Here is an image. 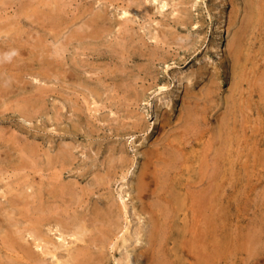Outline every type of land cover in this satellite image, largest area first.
<instances>
[{
    "label": "rangeland",
    "instance_id": "374dc122",
    "mask_svg": "<svg viewBox=\"0 0 264 264\" xmlns=\"http://www.w3.org/2000/svg\"><path fill=\"white\" fill-rule=\"evenodd\" d=\"M263 11L264 0H0V263L264 264ZM56 150L72 200L49 199ZM36 192L75 220L41 221L38 246Z\"/></svg>",
    "mask_w": 264,
    "mask_h": 264
},
{
    "label": "bare ground",
    "instance_id": "6f19581e",
    "mask_svg": "<svg viewBox=\"0 0 264 264\" xmlns=\"http://www.w3.org/2000/svg\"><path fill=\"white\" fill-rule=\"evenodd\" d=\"M262 6V5H261ZM260 6V7H261ZM254 9V8H253ZM263 9V8H262ZM255 10V9H254ZM249 12V11H248ZM264 12V11H263ZM258 13V12H257ZM246 15V14H245ZM263 16V15H262ZM247 17H251L252 18V16H247ZM249 20V19H248ZM243 24V23H242ZM245 24V23H244ZM250 26V25H249ZM241 28H242V26H241ZM243 29V28H242ZM87 30V29H86ZM237 30V29H236ZM246 30V29H245ZM245 30H243V32H245ZM240 32V31H239ZM238 32V33H239ZM244 34V33H243ZM218 35V34H217ZM216 35V37H218ZM241 35V34H240ZM243 36V35H242ZM249 36V35H248ZM126 37V36H125ZM94 38V37H93ZM132 38V37H131ZM241 39V38H240ZM247 39V38H246ZM163 40H164V38H163ZM233 40V39H232ZM242 40V39H241ZM247 41V40H246ZM127 42V41H126ZM233 42V41H232ZM247 43V42H246ZM118 45V44H117ZM234 45V44H233ZM238 45V44H237ZM244 45V44H243ZM114 46H115V44H114ZM116 47V46H115ZM239 47V46H238ZM86 48V47H85ZM231 48V47H230ZM39 49H40V47H39ZM127 49V48H126ZM133 49V48H132ZM250 49V48H249ZM109 50V49H108ZM128 51V50H127ZM236 51V50H235ZM239 51V50H238ZM242 51V50H241ZM58 52V51H57ZM84 52V51H83ZM109 52V51H108ZM244 52V51H243ZM248 53H249V51H247ZM93 53V52H92ZM57 54V53H56ZM235 54V53H234ZM233 54V55H234ZM89 55V54H88ZM235 55H237V52H236V54ZM239 55V54H238ZM252 55V54H251ZM98 56V55H97ZM244 56H247V55H244ZM133 57V56H132ZM240 57H241V55H240ZM121 58V57H120ZM145 58V57H144ZM244 58V57H243ZM249 58V57H248ZM255 58V57H254ZM230 59V58H229ZM232 59H234V58H232ZM240 59V58H239ZM250 59V58H249ZM252 59V58H251ZM83 60V59H82ZM245 60V59H244ZM247 61V60H246ZM252 61V60H251ZM255 61H256V58H255ZM254 61V62H255ZM259 61V60H258ZM71 62V61H70ZM110 62V61H109ZM250 62V61H249ZM86 63V62H85ZM68 64H70V63H68ZM78 64V63H77ZM82 65V64H81ZM119 65V64H118ZM236 65H238V64H236ZM253 66H254V64H252ZM76 66V65H75ZM247 66V65H246ZM249 66L250 67H253V66H251L250 65V63H249ZM63 67V66H62ZM65 67H66V65H65ZM71 67V66H70ZM79 66H77L76 68H78ZM115 67V66H114ZM118 67V66H117ZM256 67V66H255ZM73 68V67H72ZM254 68V67H253ZM253 68H252V70H253ZM83 69V68H82ZM115 69V68H114ZM137 69H139V68H137ZM257 69V68H256ZM79 70V69H78ZM81 70V69H80ZM242 70H243V68H242ZM66 71V70H65ZM76 71V70H75ZM123 71V70H122ZM138 71V70H137ZM245 71V70H244ZM249 71V70H248ZM255 71V70H254ZM71 72V71H70ZM76 72H78V71H76ZM80 72V71H79ZM94 72V71H93ZM124 72V71H123ZM198 72V71H197ZM232 72V71H231ZM242 72V71H241ZM72 73H73V71H72ZM81 73V72H80ZM84 73V72H83ZM121 74V73H120ZM76 75V74H75ZM80 75V74H79ZM104 75V74H103ZM72 76V75H71ZM138 76V75H137ZM136 76V77H137ZM189 76V75H188ZM66 77V76H65ZM92 77H93V75H92ZM110 77H111V75H110ZM127 77V76H126ZM142 77V76H141ZM238 77V76H237ZM257 77V76H256ZM176 78V77H175ZM246 78V77H245ZM87 79V78H86ZM89 79V78H88ZM95 79V78H94ZM93 79V80H94ZM120 79V78H119ZM53 80V79H52ZM134 81V80H133ZM190 81V80H189ZM240 81V80H239ZM113 84V83H112ZM131 84H133V83H131ZM125 86V85H124ZM207 86V85H206ZM211 86H212V84H211ZM88 87V86H87ZM131 87V86H130ZM185 87V86H184ZM254 87V86H253ZM256 87V86H255ZM81 88V87H80ZM96 88V87H95ZM98 88H99V86H98ZM239 88V87H238ZM87 89V88H86ZM91 89V88H90ZM100 89V88H99ZM113 89V88H112ZM130 89V88H129ZM88 90V89H87ZM131 90V89H130ZM133 90V89H132ZM183 90V89H182ZM215 90V89H214ZM242 90V89H241ZM231 91V90H230ZM239 91V90H238ZM46 92V91H45ZM85 92V91H84ZM94 92V91H93ZM130 92V91H129ZM205 92H209V90H207L206 89V91ZM246 92V91H245ZM248 92V91H247ZM264 92V91H263ZM131 93V92H130ZM230 93V92H229ZM238 93V92H237ZM38 94V93H37ZM36 94V95H37ZM75 94V93H74ZM132 94V93H131ZM231 94V93H230ZM65 95V94H64ZM78 95V94H77ZM94 95V94H93ZM206 95V94H205ZM208 95H210L209 93H208ZM260 95V94H259ZM45 96V95H44ZM89 96V95H88ZM87 96V97H88ZM128 96V95H127ZM132 96V95H131ZM240 96V95H239ZM262 96V95H261ZM69 97V96H68ZM71 97V96H70ZM206 97V96H205ZM212 97V96H211ZM133 98V97H132ZM132 98L130 99V97L128 98V100L130 99V100H132ZM198 98H199V96H198ZM65 99V98H64ZM134 99V98H133ZM193 99V98H192ZM204 99V98H203ZM203 99H201V100H203ZM126 100V99H125ZM129 100V101H130ZM135 100H138V99H135ZM200 100V101H201ZM205 100V99H204ZM203 100V101H204ZM109 101V100H108ZM139 101V100H138ZM189 101V100H188ZM190 101H192V100H190ZM114 102V101H113ZM120 102V101H119ZM136 102V101H135ZM195 102V101H194ZM208 102V101H207ZM233 101H231V103H232ZM237 102V101H236ZM133 103V102H132ZM204 103H205V101H204ZM76 105V104H75ZM196 105V104H195ZM206 105V104H205ZM230 105H234L233 103L232 104H230ZM167 106V105H166ZM192 106L193 105H191V107L190 108H192ZM197 106H198V104H197ZM209 106V105H208ZM168 107V106H167ZM184 107V106H183ZM188 107V108H189ZM204 107V106H203ZM233 107V106H232ZM189 108V109H190ZM200 108V107H199ZM189 109H187V110H189ZM195 109V108H194ZM226 109V108H225ZM185 110V109H184ZM198 110V109H197ZM201 110V109H200ZM204 110V109H203ZM202 110V111H203ZM55 111V110H54ZM133 111V110H132ZM186 111V110H185ZM193 111V110H192ZM195 111H196V109H195ZM181 112H183V109L181 110ZM187 112H190V111H187ZM187 112H186V114H187ZM199 112V111H198ZM198 112H190V114H192L193 116H197V114H195V113H198ZM236 112H237V110H236ZM82 113V112H81ZM165 113V112H164ZM200 113V112H199ZM195 114V115H194ZM201 114H204L203 112L201 113ZM207 114V113H206ZM236 114V113H235ZM166 115V114H165ZM183 115H185V114H183ZM191 115V116H192ZM230 115V114H229ZM157 116V115H156ZM200 116V114L198 115V117ZM201 116H203V115H201ZM139 117V116H138ZM164 117V116H163ZM167 117V116H166ZM227 117H228V115H227ZM157 118V117H156ZM160 118V117H159ZM168 118V117H167ZM183 118V117H182ZM208 118V117H207ZM206 118V119H207ZM93 119V118H92ZM142 119V118H141ZM154 119V118H153ZM162 119V118H161ZM185 119H188L187 117H185ZM195 119L197 120V118L195 117ZM199 119H201V118H199ZM204 119V118H203ZM219 119V118H218ZM129 120V119H128ZM164 120V119H163ZM182 120V119H181ZM189 120V119H188ZM220 120V119H219ZM131 121V120H130ZM157 121H158V119H157ZM162 121V120H161ZM165 121V120H164ZM227 121V119L225 120V122ZM241 121V120H240ZM141 122V121H140ZM190 122H192V119L190 118V120H189V123H187L188 124V126L189 127H191V125H190ZM195 122V121H194ZM218 122V121H217ZM224 122V121H223ZM222 122V123H223ZM164 123V122H163ZM181 123V122H180ZM198 123V122H197ZM203 123V122H202ZM240 124H241V122H239ZM138 124V123H137ZM152 124V123H151ZM158 124V123H157ZM179 124V123H178ZM221 124V123H220ZM234 124H235V122H234ZM237 124H238V122H237ZM139 125V124H138ZM146 125V124H145ZM148 125V124H147ZM161 125V124H160ZM181 125V124H180ZM197 125V124H196ZM222 125V124H221ZM224 125V124H223ZM226 125V124H225ZM185 126H186V124H185ZM187 126V127H188ZM200 126H203V124L202 125H200ZM227 126V125H226ZM231 126H233V125H231ZM239 126V125H238ZM237 126V127H238ZM228 127V126H227ZM226 127V128H227ZM230 127V126H229ZM148 128V127H147ZM166 128V127H165ZM177 128V127H176ZM203 128V127H202ZM222 128V127H221ZM133 129V128H132ZM182 129V128H181ZM211 129H212V127H211ZM228 129H231V128H228ZM137 130V129H136ZM162 130H163V128H162ZM162 130H161V132H162ZM177 130V129H176ZM196 130V129H195ZM221 129H218V131L217 132H219ZM225 130V129H224ZM239 130V129H238ZM157 131V130H156ZM175 131V130H174ZM173 131V132H174ZM183 131V130H182ZM196 131H198V130H196ZM222 131V130H221ZM221 131H220V133H221ZM161 132H160V134H161ZM187 132V131H186ZM212 132V131H211ZM215 132V131H214ZM28 133V132H27ZM169 133V132H168ZM168 133H165V135L166 134H168ZM175 133V132H174ZM180 133V132H179ZM194 133V132H193ZM213 133V132H212ZM225 133H226V131H225ZM171 134V133H170ZM169 134V135H170ZM173 134V133H172ZM186 134V133H185ZM219 133H217L216 135H218ZM229 134V133H228ZM232 134H234V133H232ZM116 135V134H115ZM162 135V134H161ZM178 135V134H177ZM176 135V136H177ZM215 135V136H216ZM230 135V134H229ZM180 136H181V134H180ZM185 136V135H184ZM183 136V137H184ZM191 136V135H190ZM225 136V138H226V134L224 135ZM224 136L222 137V140H223V138H224ZM231 136V135H230ZM234 136H236V135H234ZM166 137V136H165ZM182 137V136H181ZM180 137V138H181ZM182 137V138H183ZM232 137V136H231ZM169 138H172L171 137V135H170V137ZM181 138V139H182ZM187 138V137H186ZM195 138H197V137H195ZM229 138V137H228ZM24 139V138H23ZM188 139V138H187ZM200 139V138H199ZM198 139V140H199ZM218 139V138H217ZM177 140V139H176ZM182 140H184V139H182ZM215 140H216V138H215ZM227 140V139H226ZM234 140H237V137H236V139H234ZM175 141V140H174ZM173 141V142H174ZM178 141V140H177ZM187 141V140H186ZM220 141V140H219ZM231 141H233V140H231ZM230 142V141H229ZM234 142V141H233ZM22 143V142H21ZM159 143V142H158ZM220 143H221V141H220ZM238 143V142H237ZM236 143V145H238ZM64 144H66L65 142H64ZM197 144V143H196ZM223 144V143H222ZM219 145H221V144H219ZM228 145H230V144H228ZM233 145V144H232ZM157 146V145H156ZM227 146V145H226ZM240 146V145H239ZM32 147V146H31ZM212 147V146H211ZM215 147V146H214ZM214 147H212V148H214ZM219 148H220V146H218ZM145 148V147H144ZM193 148V147H192ZM229 148H230V146H229ZM233 148V147H232ZM253 148V147H252ZM191 149V148H190ZM221 149V148H220ZM234 149V148H233ZM242 149V148H241ZM231 150V149H230ZM239 150V149H238ZM237 150V151H238ZM198 151V150H197ZM236 151V150H235ZM180 152H181V150H180ZM231 152V151H230ZM68 153H69V151H68ZM197 153V152H196ZM36 154H37V152H36V150L35 151H33V156H32V159H33V161H34V163H36V161L38 160L37 158H36ZM52 154H54V153H52ZM174 154H175V152H174ZM177 154V153H176ZM185 154V153H184ZM235 154V153H234ZM147 155V154H146ZM194 155H195V153H194ZM209 155V154H208ZM151 155H149V157H150ZM160 156H161V154H160ZM210 156V155H209ZM218 156V155H217ZM233 156V155H232ZM235 156V155H234ZM19 157V156H18ZM34 157V158H33ZM40 157V156H39ZM49 157V156H48ZM53 157V156H52ZM169 157H170V155H169ZM184 157V156H183ZM185 157H186V155H185ZM191 157V156H190ZM213 157V156H212ZM29 158V157H28ZM65 158H66V156H64V155H62L61 153H60V151L58 150H56L55 151V155H54V159H55V161L58 163V167H56L55 165L56 164H53V168H58L57 170L56 169H53V171L55 172V178H54V181L52 182V184H51V186H50V188H49V195L51 196V198H49V199H54V200H64V198H63V196L65 197V195H68L69 196V199H73V197H76V196H74L72 193V189L74 188H72V185H69V184H65V182H63L62 181V179H63V174H65L64 172L65 171H68L69 169H67V168H65ZM170 158H172L171 160H173V159H176L175 158V156L174 157H170ZM227 158L229 159V157L227 156ZM27 159V158H26ZM29 159H31V158H29ZM37 159V160H36ZM210 159V158H209ZM220 159V158H219ZM115 160V159H114ZM118 160V159H117ZM145 160V159H144ZM162 160H164V158L162 159ZM193 160V159H192ZM195 161H196V159H194ZM199 160H201V159H199ZM235 160V159H234ZM27 161V160H26ZM213 161V160H212ZM216 161V160H215ZM52 162V161H51ZM125 162V161H124ZM144 162V161H143ZM186 162V161H185ZM192 162V161H191ZM29 163H30V161H29ZM168 163V162H167ZM179 163V162H178ZM30 164H32V163H30ZM117 164V163H116ZM133 164V163H132ZM135 164V163H134ZM236 164V163H235ZM114 165V164H113ZM145 165V164H144ZM151 165H152V163H151ZM185 165V164H184ZM183 165V166H184ZM214 165V164H213ZM55 166V167H54ZM94 166V165H93ZM134 166H136V164L134 165ZM189 166H190V164H189ZM230 166V165H229ZM36 167V165H34V168H33V170H34V172H36L37 171V168H35ZM131 167V166H130ZM133 167V166H132ZM143 167V166H142ZM161 167V166H160ZM200 167V166H199ZM202 167V166H201ZM204 167V166H203ZM207 167V166H206ZM69 168V167H68ZM134 168V167H133ZM146 168H147V166H146ZM71 169V168H70ZM180 169V168H179ZM133 170H135V169H132V171ZM148 170V169H147ZM189 170V169H188ZM199 170V169H198ZM52 171V170H51ZM110 171V170H109ZM160 171V170H159ZM190 171V170H189ZM130 172V171H129ZM135 172V171H134ZM133 172V173H134ZM156 172H158V171H156ZM170 172V171H169ZM172 172V171H171ZM176 172V171H175ZM178 172V171H177ZM82 173V172H81ZM106 173V172H105ZM108 173V172H107ZM164 173V172H163ZM92 174V173H91ZM136 174V173H135ZM143 174V172H141V175ZM155 174V173H154ZM160 174V173H159ZM167 173H165V175H166ZM174 174V173H173ZM191 174V173H190ZM210 174V173H209ZM215 174V173H214ZM36 175V174H35ZM105 175V174H104ZM138 175V174H137ZM153 175V174H152ZM164 175V174H163ZM195 175V174H194ZM199 175V174H198ZM103 176V175H102ZM154 176V175H153ZM168 176V175H167ZM53 177V176H52ZM140 177V176H139ZM156 177V176H155ZM165 177V176H164ZM86 178V177H85ZM93 179V178H92ZM167 179V178H166ZM221 179V178H220ZM220 179H219V181H220ZM142 180V179H141ZM184 180V179H183ZM207 180V179H206ZM95 181V180H94ZM93 181V182H94ZM105 181V180H104ZM50 182V181H49ZM102 182V181H101ZM100 182V183H101ZM166 182H167V180H166ZM170 182V181H169ZM168 182V183H169ZM174 182V181H173ZM172 182V183H173ZM72 183V182H71ZM70 183V184H71ZM98 183V182H97ZM99 183V184H100ZM195 183V182H194ZM199 183V182H198ZM219 183V182H218ZM74 184V183H73ZM145 184V183H144ZM154 184V183H153ZM157 184V183H156ZM155 184V185H156ZM170 184V183H169ZM216 184V183H215ZM34 185H35V183H34ZM42 185V184H41ZM49 185V184H48ZM91 185V184H90ZM133 185H135V184H133ZM154 185V186H155ZM177 185V184H176ZM189 185V184H188ZM192 185V184H191ZM97 186V185H96ZM194 186V185H193ZM218 186V185H217ZM135 187H136V193H137V196L140 194V192H141V190H142V187H143V185L140 183V182H136V185H135ZM186 187V186H185ZM188 187V186H187ZM223 188V187H222ZM28 189V188H27ZM45 189V188H44ZM144 189V188H143ZM163 189V188H162ZM190 189H192L191 187H190ZM37 191H38V189H36ZM160 190V189H159ZM186 190V189H185ZM160 191H162V190H160ZM193 192V191H192ZM225 192V191H224ZM79 193V192H78ZM135 193V192H134ZM144 193V192H143ZM147 193V192H146ZM163 193V192H162ZM189 193V192H188ZM213 193V192H212ZM33 194V193H32ZM80 194V193H79ZM141 194H142V192H141ZM181 194V193H180ZM48 195V194H47ZM151 195V194H150ZM67 196V197H68ZM127 196H129V195H127ZM164 196V195H163ZM180 196V195H179ZM184 196V195H183ZM199 202H200V204H202V207H204L205 208V206H203V204H204V201H205V198H204V196H203V192H200L199 193ZM212 196V195H211ZM80 197V196H79ZM189 197H190V195H189ZM213 197V196H212ZM219 197V196H218ZM221 197V196H220ZM39 198H40V196L38 195V192H36L34 195H33V198H32V204H33V209H32V222H33V225H31V227H30V235L32 236V238H33V242L35 243V246H38L39 244H38V242H39V240H40V236H41V229L39 228V223L41 222V221H44V220H48V221H50V220H52V219H54V222L57 224V225H60V226H62V227H64V228H67V226H68V224H72L73 225V222H75V220H73V217H71L67 212H66V210H65V214L63 213V212H61V211H58L57 210V208H50L48 205H47V203L45 202V203H43L42 201H39ZM110 198V197H109ZM121 198V197H120ZM165 198V197H164ZM164 198H162V199H164ZM208 198H209V196H208ZM224 199V198H223ZM25 200V199H24ZM48 200V199H47ZM46 200V201H47ZM159 200V199H158ZM166 200V199H165ZM210 200V199H209ZM80 201V200H79ZM112 201V200H111ZM125 201V200H124ZM151 201V200H150ZM162 201V200H161ZM183 201V200H182ZM57 202V201H56ZM61 202V201H60ZM115 202V201H114ZM148 202V201H147ZM159 203H160V201H158ZM169 202V201H168ZM189 202V201H188ZM215 202V201H214ZM50 203V202H49ZM118 203V202H117ZM122 205H121V207H117V211H124V204H123V200H122ZM149 203V202H148ZM55 204V203H54ZM68 204H69V202H68ZM73 204V203H72ZM71 204V205H72ZM81 204H83V203H81ZM111 204H113L112 202H111ZM161 204H162V202H161ZM166 205H167V203H165ZM172 204V203H171ZM170 204V205H171ZM181 204V203H180ZM189 204V203H188ZM84 205V204H83ZM165 205V206H166ZM169 205V206H170ZM160 206V205H159ZM173 206V205H172ZM183 206V205H182ZM211 206V205H210ZM62 207V206H61ZM63 207H64V205H63ZM62 207V208H63ZM74 207H76V206H74ZM83 207V206H82ZM93 207V206H92ZM131 207V206H130ZM59 208V207H58ZM66 208V207H65ZM68 208V207H67ZM195 208V207H194ZM214 208V207H213ZM221 208V207H220ZM60 210H61V208H59ZM75 209V208H74ZM81 209V208H80ZM111 208H110V206L105 210V213L108 215V214H110V210ZM170 209V208H169ZM171 209H172V207H171ZM171 209H170V211H171ZM68 210V209H67ZM116 210V209H115ZM182 210V209H181ZM185 210V209H184ZM203 210V209H202ZM157 212V211H156ZM174 212V211H173ZM186 212V211H185ZM123 213V212H122ZM145 213V212H144ZM143 213V214H144ZM167 213V212H166ZM146 214V213H145ZM156 214V213H155ZM162 214V213H161ZM168 214V213H167ZM170 214V213H169ZM177 214V213H176ZM223 214V213H222ZM157 215V214H156ZM159 215V214H158ZM158 215H157V217H158ZM163 215V214H162ZM186 215V214H185ZM160 216V215H159ZM163 216H165V215H163ZM170 216V215H169ZM168 216V217H169ZM177 216V215H176ZM190 216V215H189ZM116 217V216H115ZM161 217V216H160ZM81 218H82V221H81V219H77L76 220V222H77V224H76V226H75V229H77V230H81V229H84V225H85V223L83 222V214L81 215ZM165 218V217H164ZM79 220V221H78ZM117 220H119V219H117ZM161 220H162V218H161ZM165 220L167 221V219L165 218ZM163 221L164 223L166 222V221ZM120 221V220H119ZM170 221H172V220H170ZM187 221V220H186ZM217 221V220H216ZM177 222V221H176ZM122 223V222H121ZM160 223V222H159ZM171 223V222H170ZM222 223H223V221H222ZM53 224V223H52ZM155 224V223H154ZM187 224V223H186ZM128 225H129V223H128ZM149 225V224H148ZM157 225V224H156ZM156 225H155V227H156ZM171 225V224H170ZM179 225V224H178ZM259 225V224H258ZM262 225V224H261ZM261 225H260V227H261ZM119 227H120V225H118ZM139 226V225H138ZM157 226H159V225H157ZM162 226V225H161ZM189 226V225H188ZM188 226H186L187 228H188ZM198 226V225H197ZM202 226V225H201ZM100 227V226H99ZM119 227H118V230H119ZM123 227V226H122ZM126 227V226H125ZM160 227V226H159ZM129 228V227H128ZM127 228V229H128ZM147 228H149V227H147ZM163 228V227H162ZM169 228V227H168ZM167 228V229H168ZM253 228V227H252ZM104 229V228H103ZM117 229V228H116ZM123 229H124V227H123ZM138 232L137 233H135V234H138L139 233V231H141V229H140V227H138ZM163 229H165L166 230V227L165 228H163ZM85 230V229H84ZM112 230V229H111ZM122 230V229H121ZM165 230H163V231H165ZM188 230V229H187ZM264 230V229H263ZM122 231H124V230H122ZM145 231H147V229L145 230ZM155 231H156V229H155ZM158 231V230H157ZM168 231V230H167ZM196 231V230H195ZM205 231H206V229H205ZM204 231V232H205ZM256 231V230H255ZM84 232V231H83ZM113 232V231H112ZM111 232V233H112ZM120 232V231H119ZM127 232V231H126ZM131 232V231H130ZM151 232H152V230H151ZM162 232V231H161ZM79 233V232H78ZM114 233V232H113ZM121 233V232H120ZM125 233V232H124ZM145 233V232H144ZM157 233V232H156ZM155 233V234H156ZM159 233V232H158ZM157 233V234H158ZM164 233V232H163ZM170 233V232H169ZM169 233H166V235L167 234H169ZM123 234V233H122ZM126 234V233H125ZM128 235H130L129 233H127ZM186 234V233H185ZM138 235H140V233L138 234ZM146 235H147V233H146ZM149 235H150V232H149ZM163 235V234H162ZM162 235H160L159 237H162ZM173 235V234H172ZM191 235V234H190ZM125 236V235H124ZM137 236V235H136ZM141 236V235H140ZM187 236V235H186ZM188 236H189V234H188ZM212 236H213V234H212ZM18 237V236H17ZM121 237V236H120ZM123 237V236H122ZM128 237V236H127ZM138 237V236H137ZM147 237V236H146ZM183 237H185V236H183ZM258 237V236H257ZM260 237V236H259ZM77 238V237H76ZM101 238V237H100ZM129 238V237H128ZM136 238V237H135ZM166 238V237H165ZM81 239V238H80ZM121 239V238H120ZM123 239V238H122ZM122 239H121V241H122ZM155 239V238H154ZM188 239V238H187ZM186 239V240H187ZM192 239V238H191ZM211 239V238H210ZM36 240H38V241H36ZM135 240H137L138 241V238L137 239H135ZM157 239H155L154 240V242L156 241ZM195 240H197V239H195ZM114 241V240H113ZM139 241H140V239H139ZM147 241V240H146ZM181 241V240H180ZM194 241V240H193ZM203 241V240H202ZM201 241V242H202ZM23 242V241H22ZM126 243H128L127 241H125ZM130 242V241H129ZM157 242H159L158 240H157ZM156 242V243H157ZM165 242V241H164ZM186 242V241H185ZM190 242V241H189ZM219 242H221V241H219ZM251 242H253V241H251ZM250 242V243H251ZM91 243V242H90ZM123 243H124V241H123ZM132 243V242H131ZM133 243H135V242H133ZM139 243V242H138ZM138 243H135V244H138ZM146 243V242H145ZM180 243V242H179ZM182 243H183V241H182ZM203 243V242H202ZM42 244V243H41ZM89 244V243H88ZM88 244L86 245V246H88ZM92 244H95V243H92ZM91 244V245H92ZM101 244V243H100ZM121 244H122V242H121ZM130 243H128V245H129ZM167 244V243H166ZM176 244V243H175ZM184 244V243H183ZM182 244V245H183ZM192 244V243H191ZM255 244V243H254ZM10 245V244H9ZM44 245V244H43ZM97 245H99V244H97ZM126 245V244H125ZM141 245V244H140ZM140 245L138 246V245H136V246H138V247H140ZM143 245V244H142ZM145 245V244H144ZM143 245V246H144ZM158 245H160V242H159V244ZM179 245V244H178ZM11 246V245H10ZM104 246V245H103ZM118 246V245H117ZM121 246V245H120ZM130 246V245H129ZM146 246H147V244H146ZM185 246V245H184ZM186 246H189L188 245V243H187V245ZM193 246V245H192ZM191 246V247H192ZM204 246V245H203ZM218 246H219V244H218ZM90 247V246H89ZM96 247V246H95ZM124 247V246H123ZM128 247V246H127ZM126 247V248H127ZM132 247H135V246H133V244H132ZM148 247V246H147ZM154 247V246H153ZM152 247V248H153ZM162 247V246H161ZM167 247H170V246H167ZM190 247V248H191ZM194 247V246H193ZM251 247H253V245L251 246ZM45 248V247H44ZM97 248V247H96ZM95 248V249H96ZM106 248V247H105ZM108 248V247H107ZM110 248V247H109ZM121 248V247H120ZM137 248V247H136ZM149 248V247H148ZM155 248H156V245H155ZM180 248V247H179ZM178 248V249H179ZM188 248V247H187ZM186 248V249H187ZM2 249V248H1ZM55 249V248H54ZM92 249V248H91ZM117 249V248H116ZM123 249H125V248H122L121 250H123ZM131 249V248H130ZM135 249V248H134ZM139 249V248H138ZM145 249H147V248H145ZM206 249V248H205ZM252 249V248H251ZM24 250H26V249H24ZM28 250V249H27ZM26 250V252H24L25 254H27V253H29V255H31V251H27ZM119 250V249H118ZM132 250V249H131ZM137 250V249H136ZM141 250H142V248H141ZM144 250V249H143ZM149 250V249H148ZM159 250V249H158ZM189 250V249H188ZM257 250V249H256ZM140 251V250H139ZM192 251V250H191ZM205 251V250H204ZM203 251V252H204ZM215 251V250H214ZM217 251H218V249H217ZM36 252V251H35ZM48 252V251H47ZM89 252H90V250H89ZM118 252V251H117ZM126 252V251H125ZM154 252H155V250H154ZM163 252V251H162ZM219 252V251H218ZM217 252V253H218ZM82 253H85V251L84 252H82ZM81 253V254H82ZM90 253H92V252H90ZM110 253V252H109ZM151 253V252H150ZM156 253H157V251H156ZM183 253V252H182ZM221 253V252H220ZM78 254V253H77ZM142 254H143V252H142ZM153 254V253H152ZM151 254V255H152ZM204 254H205V252H204ZM93 255V254H92ZM110 255H111V253H110ZM129 255V254H128ZM127 255V256H128ZM141 255V254H140ZM146 255V254H145ZM162 255V254H161ZM183 255H184V253H183ZM187 255V254H186ZM189 255V254H188ZM206 255V254H205ZM204 255V256H205ZM7 256V255H6ZM32 256H34V255H32ZM103 256V255H102ZM112 256V255H111ZM136 256V255H135ZM147 256V255H146ZM167 256V255H166ZM185 256V255H184ZM190 256V255H189ZM192 256V255H191ZM197 256H199V253H198V255ZM76 257V258H75ZM75 257L73 256H71V258H73V260H74V263H72V264H90L91 262H89L88 261V259H89V257H88V255H84V254H82L81 256H79V255H75ZM97 257V256H96ZM126 257V256H125ZM137 257V256H136ZM142 257V256H141ZM140 257V258H141ZM154 257V256H153ZM186 257V256H185ZM188 257V256H187ZM9 258H11V256H9ZM92 258H94V256H92ZM112 258V257H111ZM157 258V257H156ZM168 258V257H167ZM166 258V259H167ZM192 258V257H191ZM197 258V257H196ZM216 258H219L218 256L216 257ZM135 259V258H134ZM145 259V258H144ZM153 259V258H152ZM155 259V258H154ZM166 259H164V260H166ZM96 260H98L97 258H96ZM127 260V259H126ZM129 260V259H128ZM150 260V259H149ZM156 260V259H155ZM162 260V259H161ZM161 260H159V261H161ZM170 260V259H169ZM172 260V259H171ZM175 260V259H174ZM189 260V259H188ZM93 261V260H92ZM147 261V260H146ZM163 261V260H162ZM193 261V260H192ZM194 261H195V259H194ZM204 261V260H203ZM1 262H4V261H1ZM109 262H110V260H109ZM119 262V261H118ZM138 262V261H137ZM156 262V261H155ZM219 262V261H218ZM217 262V263H218ZM65 263H66V261H65ZM131 263H132V261H131ZM153 263H154V261H153ZM167 264H168V262H166ZM189 263V262H188ZM188 263H186V264H188ZM201 263V262H200ZM0 264H2V263H0ZM129 264H130V262H129ZM140 264V263H139ZM146 264V263H145ZM193 264H196L195 262L193 263Z\"/></svg>",
    "mask_w": 264,
    "mask_h": 264
}]
</instances>
